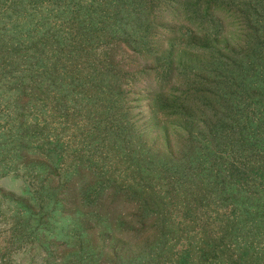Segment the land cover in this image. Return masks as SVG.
Listing matches in <instances>:
<instances>
[{
	"label": "rangeland",
	"instance_id": "374dc122",
	"mask_svg": "<svg viewBox=\"0 0 264 264\" xmlns=\"http://www.w3.org/2000/svg\"><path fill=\"white\" fill-rule=\"evenodd\" d=\"M240 2L0 0V264H264V101L168 109Z\"/></svg>",
	"mask_w": 264,
	"mask_h": 264
},
{
	"label": "trees",
	"instance_id": "16d2710c",
	"mask_svg": "<svg viewBox=\"0 0 264 264\" xmlns=\"http://www.w3.org/2000/svg\"><path fill=\"white\" fill-rule=\"evenodd\" d=\"M226 7L238 10V30L231 41L223 40L216 51L210 50L214 57L191 52L190 46L179 54L172 50L165 53L166 78L173 81L175 91L172 97L175 105L168 109L176 113L175 122L181 124L183 134L188 136L192 132L186 126L192 121L187 117L194 116L196 108L199 110L200 97L214 100L215 114L223 111L220 117L226 118L225 122L216 121L213 127L224 126L227 134L242 131L251 123L248 115L239 113V109L244 111V101L248 103L245 99L264 101V2L241 0L238 5L226 4ZM212 59H218L217 63L213 64ZM191 70L195 74L191 75ZM203 125L206 127L207 122Z\"/></svg>",
	"mask_w": 264,
	"mask_h": 264
}]
</instances>
